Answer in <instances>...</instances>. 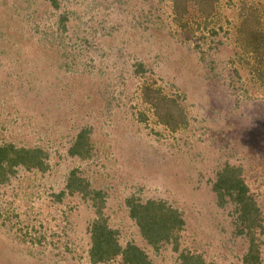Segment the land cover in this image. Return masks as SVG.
<instances>
[{
    "label": "rangeland",
    "instance_id": "374dc122",
    "mask_svg": "<svg viewBox=\"0 0 264 264\" xmlns=\"http://www.w3.org/2000/svg\"><path fill=\"white\" fill-rule=\"evenodd\" d=\"M57 4L0 0V145L43 154L0 181V264H124L91 260L94 220L151 264H244L251 243L264 264V0ZM227 165L252 231L216 197ZM71 171L89 192L67 187ZM129 199L181 222L150 247Z\"/></svg>",
    "mask_w": 264,
    "mask_h": 264
},
{
    "label": "trees",
    "instance_id": "16d2710c",
    "mask_svg": "<svg viewBox=\"0 0 264 264\" xmlns=\"http://www.w3.org/2000/svg\"><path fill=\"white\" fill-rule=\"evenodd\" d=\"M50 5L57 8V0H50ZM256 51L257 48H254V52ZM147 102H149L152 108L159 110L160 101L158 99H148ZM78 145L81 150L77 151L76 144H74L72 149H70V153L86 155L89 151L86 142L82 140L80 145L78 141ZM37 151L39 150L15 149L11 145H0V181H4L6 175L13 173V167L18 165L26 169L32 168L31 166H37L43 169L40 160L43 154ZM67 187L75 188L82 193L89 192L86 191L87 183L75 177L74 171L70 172L67 179ZM213 189L216 197L220 198V201H222L224 195L231 197L235 204L237 220L248 231H252L255 228L254 220L258 216V212L253 199L247 193V188L240 179L238 170L233 166H225L218 172ZM93 193L95 197L98 194V192ZM128 207L130 209V216L136 221L142 238L150 247L157 248L162 239H168L170 232L181 222L177 219L175 211L167 208L164 203L150 200L144 204H140L134 203L133 200L129 199ZM113 235L114 231L109 229L104 223L98 220L92 222L90 227V257L93 262L108 261L119 255L124 264H151L145 253L134 244H129L124 248L118 247L112 237ZM253 246L251 243L247 253L244 255V264L256 263L254 256L255 249ZM182 259L186 260V264H201L200 260L195 263V258L187 257V255L183 256Z\"/></svg>",
    "mask_w": 264,
    "mask_h": 264
}]
</instances>
